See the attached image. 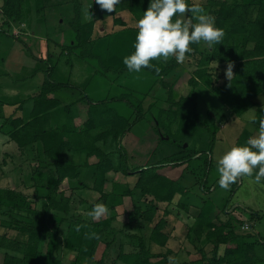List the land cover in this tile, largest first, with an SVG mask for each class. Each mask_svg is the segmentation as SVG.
Masks as SVG:
<instances>
[{
	"label": "trees",
	"instance_id": "trees-1",
	"mask_svg": "<svg viewBox=\"0 0 264 264\" xmlns=\"http://www.w3.org/2000/svg\"><path fill=\"white\" fill-rule=\"evenodd\" d=\"M28 2L3 0L0 15L4 17V24L24 20L26 12L31 11L26 8ZM69 2L71 14L66 20V41L62 44L54 41L62 51L54 56L52 64H56L61 55L74 54L88 65L89 78L80 85L46 80L31 97L29 110L22 116L4 117L0 124V134L6 135L19 151L36 147L37 166L29 180L34 182V199H41L37 208L33 199L29 200V195L17 187H0V229L3 230L0 232V264H62L64 246L75 252L72 264H85L87 260H93L94 264H170L169 256H177L168 246L171 234L166 230V217L169 211L164 209L159 215V205H170L175 199L181 209L196 206L186 236L190 239L192 234L197 240L204 239L210 249L194 250L200 255L197 259L178 256L179 261L172 260V264H264V236H255L251 232L261 214L239 210L238 206H231L229 200L221 209L210 204L209 195L214 188L207 184V177L212 163V140L218 129L205 122L198 123L195 112L196 88L204 85L235 117L254 108L253 123L259 127V121L264 119V104L260 103L264 100V0H186L190 6L196 3L207 7V14L215 17V25L223 30L224 38L221 44L211 48H205L203 42L191 45L193 51L187 54L184 62L192 68L186 80L188 90L181 94L174 86L180 78V74L176 75L177 70L182 65L174 57L167 61L163 58L151 61L160 69L159 73L148 68L130 72L123 63L124 57L135 51L136 22L142 18L150 0H125L123 10L132 24L128 26L120 17H114L112 24L121 28L112 32L102 25V29L95 27L94 19L84 21L80 0ZM42 4V0H34L32 11L39 13ZM104 19L106 17L101 20ZM0 32L6 31L0 28ZM46 53L47 59H52L53 54L49 50ZM229 62L233 64L234 73L230 81L225 77ZM53 67L51 65L49 70ZM136 73L155 79L144 81L149 87L143 91L118 83L123 75L134 76ZM157 84L166 91L168 107L160 109L155 120L166 110L176 115L178 110L189 105L192 110L189 126L205 133L207 144L204 149L197 150L173 139L170 142L176 150L170 155L155 164L130 168L121 140L142 120L143 101ZM104 90L106 93L102 94ZM128 108L127 114L124 111ZM245 136L244 140L238 139L243 146L251 132H245ZM109 142L114 143L112 151L107 149ZM71 153L84 154V165L93 169L91 189L99 194L98 200H102L111 213L123 198L131 199L133 214L122 229L112 225L115 214L99 220L70 214L73 189L66 192L59 184L65 179L74 180L80 174L81 165L73 161L69 156ZM90 159L95 161L89 163ZM194 159H203L200 168H194L200 171L199 174L189 171L194 175V181L185 186L183 180ZM45 167L49 171L41 172L40 169ZM118 173L136 175L131 183L121 186L114 181ZM109 184L110 190L107 189ZM237 185L238 182L230 186V196ZM137 194L142 197L141 203L133 199ZM110 196L113 203L107 204ZM140 205L144 206L141 212L138 210ZM244 212H248L247 230L242 229ZM135 219H143L152 225L148 243L137 234H128L129 239L136 237L139 241L136 249L125 252L120 244L117 255L109 262L111 245ZM63 228L66 235L62 243ZM9 231H14L15 236ZM42 240H45L43 248ZM181 250L180 247L178 252ZM154 259L158 261L154 262Z\"/></svg>",
	"mask_w": 264,
	"mask_h": 264
},
{
	"label": "rangeland",
	"instance_id": "rangeland-1",
	"mask_svg": "<svg viewBox=\"0 0 264 264\" xmlns=\"http://www.w3.org/2000/svg\"><path fill=\"white\" fill-rule=\"evenodd\" d=\"M42 1V10L36 14L35 11L31 9L34 5V0H29L26 8L31 11H27L25 19L20 22H12L9 25H5L4 17L0 15V28L6 31L4 33L0 32V110L5 115H10V113L16 111V116H22L23 112L29 110L32 105L31 97L39 91V88L48 79L61 83L69 82L80 85L89 78L90 69L88 65L78 60L74 54L71 56L61 55L56 64H52V62H54V56H58L62 51V47L60 45H55L54 41L59 44L66 41L65 35L67 36L66 33L68 29L66 20L71 14L70 2L69 0ZM2 3L3 0H0V5ZM80 3L83 20L85 21L84 10L90 8L89 12L93 17L90 20L94 19L96 24L95 27L100 26V29H102V26H104L106 31L109 32L120 29V26H114L112 24L114 17H120L127 22L128 26L132 24L128 13L123 10L125 0H121V3L116 7V11L113 13L102 11L94 0H80ZM204 10L208 13L207 7H205ZM40 17L42 18L40 19ZM102 17H106V19L101 20ZM204 47L208 48L206 44H204ZM47 50L53 54L52 59H47ZM51 65H54V67L52 70H49ZM181 65L182 67L177 70L176 74H180V78L174 86V89L180 94L187 92L188 85L186 80L189 71L191 72L192 70V68L188 67L187 63H182ZM154 79L153 76L148 77L138 73L134 76L133 74H125L120 78L118 83L121 86L127 85L143 91L145 87H149L145 82H152ZM111 80L112 79H110V81ZM144 84H146V86H144ZM196 92L198 95L195 104L197 122H205L211 127L216 126L218 129L216 137L212 140V163L207 177V184L214 186L213 192L209 195L211 197L210 204L215 209H221L224 203L229 200V204L233 207L238 206L239 210L245 209V211H247V208L261 214V219L253 224L251 232L255 236H264V184L262 182L259 184L255 183L253 178L255 173L253 177H242L238 180L239 185L235 186V190L230 196V188L227 190L220 188L218 183L219 173L217 170V160L219 157L233 146H243V144H239L238 139L241 137V139L244 140L246 137L245 132H251L256 135L255 132L259 131V127L253 123L252 113H247L242 117H235L204 85H199L196 88ZM105 93L106 90L102 92V94ZM166 96L165 89L158 84L155 85L143 101L145 113L142 120L137 122L122 138L121 146L127 153L129 158L128 165L130 168L155 164L164 156L170 155L176 150V146L170 142L173 139H176L177 142L182 143V145L188 148L201 150L206 147L205 144H207V141L204 140L205 133L203 134L201 130H193L192 127L189 126V124L192 123V110L189 105L178 110L176 115L166 110L155 120L157 112L162 108L168 107V104L165 102ZM260 103L264 104V100L261 99ZM129 109L130 108L124 112L128 114ZM3 118V116L0 118L1 123L3 122ZM182 123H184L183 126ZM107 149L111 151L114 150V143L109 142ZM36 155L38 154L35 146L21 152L6 135L0 134V187H17L22 193L29 195V200L33 199V204L39 208L41 199H34L32 194L35 188L32 184L34 182L29 180L30 175L35 174L34 168L37 166V162L35 161ZM69 156L74 162L81 165L80 174L74 180H63L59 184V187L66 192L73 189L71 215H81L88 220H93L88 215L93 208L92 205L103 203L102 200H98L99 194L91 189L93 183V169L90 165H84V154L76 155L71 153ZM202 160L203 159H194L191 161L187 169L188 172L185 174L183 185L190 186L193 183L194 175L189 171L199 174L200 170L194 168H198V166L200 168V162H202ZM94 161V159H90L89 163H93ZM40 170L41 172L47 173L49 168L45 167ZM162 170L164 169H161V171ZM134 175L136 174H133V176H125L118 173L114 176V181L123 186L127 183H131L134 180ZM38 182L41 183V181ZM107 189H111L110 184L107 186ZM135 197L136 198H133L134 201L141 203L142 197L138 194ZM178 197L179 195H177V198ZM111 198L110 196L107 199V204L113 203ZM176 201L177 199L170 205H159V215L162 214L164 209L169 211V215L166 217V230L171 234L168 246L176 249L181 247L183 252L181 256L182 259L185 256L190 259H197L200 255L194 252V250L197 251L201 248L205 251L209 250L210 246L208 244L206 245L204 239L197 240L192 234H190V239L186 236L188 232L187 228L193 221L192 216L196 212V208H194L196 206L189 205L185 210L178 207ZM192 201H196V199ZM131 202L130 198H123L121 202L118 203L119 205L115 210L112 211V213L109 210L108 214L104 217L115 214V220L112 222V225L117 229H122L123 225L132 217ZM138 210L141 212L144 210V206L140 205ZM241 218L244 224H249L248 212H244ZM151 227L152 225L147 224L143 219L139 221L136 219L132 220L130 228L128 230L124 229L123 233L117 236L116 241L108 250L110 256L109 262L117 255L120 244L123 246L125 252L136 249L139 241L136 237L129 239L127 237L128 234H137L148 243ZM2 231L3 230L0 229V232ZM9 234L15 236L14 231H9ZM65 235L66 230L63 228L60 235L62 243L64 242ZM42 241L41 247L43 248L45 246V240ZM101 249L102 247H100L97 257H99ZM188 249L191 250L189 256L184 254ZM61 252L62 264H72L75 252L66 249L65 246ZM169 257L173 258V261H179L178 257H173V255ZM1 260L2 251H0V263ZM153 261L157 262L158 259H154ZM85 264H94V261L87 260Z\"/></svg>",
	"mask_w": 264,
	"mask_h": 264
},
{
	"label": "clouds",
	"instance_id": "clouds-1",
	"mask_svg": "<svg viewBox=\"0 0 264 264\" xmlns=\"http://www.w3.org/2000/svg\"><path fill=\"white\" fill-rule=\"evenodd\" d=\"M102 11L113 13L121 0H94ZM90 8L84 10V19H92ZM135 51L124 57L123 63L130 72H140L142 68L160 69L151 61L174 57L178 64L185 62L192 44L203 42L209 48L221 44L222 29L216 27L215 17L207 14L196 3L191 6L186 0H150L142 18L136 22ZM234 76L233 64L228 63L225 77L230 81ZM255 149V151L253 150ZM219 186L229 189L242 177H253L259 184L264 179V119L259 121L258 135L249 138L245 146H233L217 160ZM109 212L107 205L96 203L88 215L99 220ZM173 258L169 257L170 264Z\"/></svg>",
	"mask_w": 264,
	"mask_h": 264
},
{
	"label": "crops",
	"instance_id": "crops-1",
	"mask_svg": "<svg viewBox=\"0 0 264 264\" xmlns=\"http://www.w3.org/2000/svg\"><path fill=\"white\" fill-rule=\"evenodd\" d=\"M254 112H255L254 108H250V109H248V110H247L242 116H244V115L247 114V113H252V119H253V117H254L253 113H254ZM2 116H3V117H9V116H15V117H17V116H19V115L16 116V111H13L12 113H10V115H5V114L2 113L1 110H0V118H1ZM242 116H240V117H242ZM0 124H1V122H0ZM255 134H256V135H254L253 133H251L250 138H252V137H254V136H257V135H258V132H255ZM253 178H254V177H253ZM261 182L264 184V181H263V180H261ZM213 188H214V186H213ZM176 198H177V197H176ZM188 206H189V205H188ZM246 210L249 211L250 209H247V208H246ZM255 222H256V221H255ZM255 222H254V223H255ZM254 223H253V224H254ZM170 248H171V247H170ZM172 249H173L174 251H176V256H177V257L179 256V257L181 258L182 254H183L182 250L178 252V250H179L178 248H177V249H176V248H172ZM188 251H190V249L186 250V251H185V254H187ZM177 252H178V253H177ZM181 259H182V258H181Z\"/></svg>",
	"mask_w": 264,
	"mask_h": 264
},
{
	"label": "built area",
	"instance_id": "built-area-1",
	"mask_svg": "<svg viewBox=\"0 0 264 264\" xmlns=\"http://www.w3.org/2000/svg\"><path fill=\"white\" fill-rule=\"evenodd\" d=\"M249 228V224L247 225V224H244L243 226H242V229H248Z\"/></svg>",
	"mask_w": 264,
	"mask_h": 264
}]
</instances>
